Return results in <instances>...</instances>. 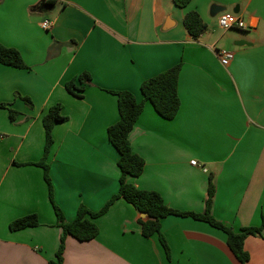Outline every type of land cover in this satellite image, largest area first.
Listing matches in <instances>:
<instances>
[{"label":"crops","instance_id":"obj_1","mask_svg":"<svg viewBox=\"0 0 264 264\" xmlns=\"http://www.w3.org/2000/svg\"><path fill=\"white\" fill-rule=\"evenodd\" d=\"M213 4L227 13L239 9L246 29L217 35ZM190 11L208 26L197 39L183 24ZM44 21L51 22L49 30ZM0 43L18 50L28 66L0 64V104L18 114L11 121L9 109L0 107V264H48L61 244L44 170L35 165L44 155L49 109L60 104L68 119L53 130L48 163L55 203L71 222L81 205L97 212L119 191V153L108 128L120 116L110 92L128 91L141 101L142 83L178 64L180 110L166 120L145 104L130 135L145 168L128 181L160 193L174 210L203 214L212 178L218 221L237 233L261 226L264 0H192L184 9L173 0H0ZM217 49L234 52L227 67ZM84 73L92 82L77 97L66 84ZM31 214L39 217L38 227L10 229ZM140 219L133 205L117 200L94 220V240L65 237L63 264H241L227 235L206 222L163 218L167 257L157 234L142 235ZM244 249L245 264H264V228L245 239Z\"/></svg>","mask_w":264,"mask_h":264},{"label":"trees","instance_id":"obj_2","mask_svg":"<svg viewBox=\"0 0 264 264\" xmlns=\"http://www.w3.org/2000/svg\"><path fill=\"white\" fill-rule=\"evenodd\" d=\"M191 1L192 0H173L174 4L181 9L186 8ZM183 24L187 33L194 39L199 38L208 28L200 14L196 11L186 13ZM0 64L17 69H28L19 51L14 48L6 47L2 43H0ZM181 69L182 64H178L144 81L141 85V94L143 96L141 101H138L135 95L128 91L110 92L118 98L120 116L118 122L108 128L109 141L119 153L118 167L121 172L119 191L97 212H92L84 205H81L75 219L71 222L66 220L64 213L55 203L50 165L48 163V158L54 143L53 130L57 124L65 123L68 119L62 114V106L60 104L50 108L48 113L44 116V155L41 161L35 165L40 166L44 170L50 201L56 215V225L63 231L61 244L55 255V259L48 264H63L66 236H72L81 242L94 240L99 235V228L94 220L107 213L110 207L119 199H124L126 202L133 205L141 215L147 214L146 220H139L142 235L149 238L157 234L167 257H170V249L165 237L161 233V220L168 216H180L191 217L195 220L206 222L212 227L223 231L227 235V242L231 252L239 262L245 264L249 260V254L244 249V241L250 235L261 233V230L264 228V218L260 227L243 228L239 233L218 221L212 215L211 211L212 200L215 195V186L212 178L210 179L208 189L209 198L206 202V209L203 214L174 210L166 205L160 193L140 190L128 181L129 177H140L145 168V160L133 152L130 141L131 132L143 113L147 102L153 106L154 110L162 118L166 120H173L176 118L181 107V100L178 92ZM91 82V76L88 73H84L77 79L69 81L66 84V88L71 94L81 97L82 92ZM23 100L30 107L32 106L30 99L24 98ZM0 107L9 109L10 120L15 121L18 115L17 112L11 110L7 104H0ZM39 225V217L36 214H31L12 222L10 229L12 231H20L26 228L38 227Z\"/></svg>","mask_w":264,"mask_h":264},{"label":"built area","instance_id":"obj_3","mask_svg":"<svg viewBox=\"0 0 264 264\" xmlns=\"http://www.w3.org/2000/svg\"><path fill=\"white\" fill-rule=\"evenodd\" d=\"M218 24L219 27L224 30H231V29H239L243 30L246 29L244 21L234 13H222L218 16ZM52 24L50 21H44L41 24V27L44 30H49L51 28ZM218 58L221 62V64L225 67H227L234 59V52L227 50V49H217L216 50ZM191 164L193 166H197L198 163L196 161H192Z\"/></svg>","mask_w":264,"mask_h":264},{"label":"water","instance_id":"obj_4","mask_svg":"<svg viewBox=\"0 0 264 264\" xmlns=\"http://www.w3.org/2000/svg\"><path fill=\"white\" fill-rule=\"evenodd\" d=\"M227 11V8L226 7H224V6H221V5H217V4H213L212 6H211V8H210V15H211V17L212 18H216V17H218L220 14H222V13H225ZM239 12V9L237 10H235L234 11V13H238ZM169 20H167V22H166V28L168 27L169 28ZM237 45H249L248 43H245V42H239V43H237ZM141 218L142 219H144V220H146L147 219V214H142L141 215Z\"/></svg>","mask_w":264,"mask_h":264},{"label":"rangeland","instance_id":"obj_5","mask_svg":"<svg viewBox=\"0 0 264 264\" xmlns=\"http://www.w3.org/2000/svg\"><path fill=\"white\" fill-rule=\"evenodd\" d=\"M214 19L218 20L217 17L214 18ZM232 30H236V29H231V30H227V31H232ZM223 33H224V30L219 28L218 31H217V35L221 36Z\"/></svg>","mask_w":264,"mask_h":264}]
</instances>
